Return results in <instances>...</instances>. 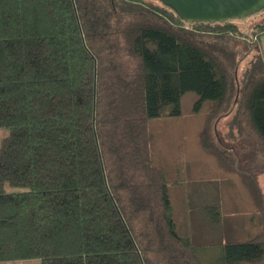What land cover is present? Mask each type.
I'll use <instances>...</instances> for the list:
<instances>
[{
	"label": "trees",
	"instance_id": "16d2710c",
	"mask_svg": "<svg viewBox=\"0 0 264 264\" xmlns=\"http://www.w3.org/2000/svg\"><path fill=\"white\" fill-rule=\"evenodd\" d=\"M252 17L187 23L162 0H0V263L264 264V189L211 125L233 111L230 132L254 138L264 165V56L236 78L240 50L264 34V21L241 29ZM188 93L211 104L198 144L242 181L252 238L200 246L191 227L178 232L150 123L181 117Z\"/></svg>",
	"mask_w": 264,
	"mask_h": 264
},
{
	"label": "rangeland",
	"instance_id": "374dc122",
	"mask_svg": "<svg viewBox=\"0 0 264 264\" xmlns=\"http://www.w3.org/2000/svg\"><path fill=\"white\" fill-rule=\"evenodd\" d=\"M263 21L264 13L249 18L240 27L250 30ZM261 54L264 56V34L252 48L240 50L241 60L236 75L238 82L249 62ZM196 100L194 93H188L182 101L181 117L150 123L154 162L166 169L173 183L170 194L178 232L185 235L188 227H191L193 240L200 246L247 240L258 231L251 221L253 216L256 219L254 203L237 175L221 170L215 158L201 151L198 135L204 127L211 104L206 103L197 109ZM234 107L232 102L230 110H234ZM228 111L219 113L221 116L211 124L216 140L236 155L241 171H255L258 174L264 189V165L258 154L257 142L254 138L247 141L232 135L229 121L234 112L225 115ZM8 134L6 129L0 128V146ZM211 207L218 210L217 218ZM219 254L218 250H205L201 252V257L207 260ZM40 262L35 258L0 264Z\"/></svg>",
	"mask_w": 264,
	"mask_h": 264
},
{
	"label": "water",
	"instance_id": "95a60500",
	"mask_svg": "<svg viewBox=\"0 0 264 264\" xmlns=\"http://www.w3.org/2000/svg\"><path fill=\"white\" fill-rule=\"evenodd\" d=\"M187 23L245 20L264 12V0H162Z\"/></svg>",
	"mask_w": 264,
	"mask_h": 264
}]
</instances>
